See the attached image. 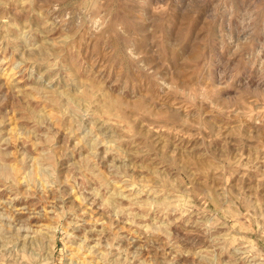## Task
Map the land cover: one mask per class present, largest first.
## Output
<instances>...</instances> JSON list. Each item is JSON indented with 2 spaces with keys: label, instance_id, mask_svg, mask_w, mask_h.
<instances>
[{
  "label": "clouds",
  "instance_id": "1",
  "mask_svg": "<svg viewBox=\"0 0 264 264\" xmlns=\"http://www.w3.org/2000/svg\"><path fill=\"white\" fill-rule=\"evenodd\" d=\"M13 2L28 13L24 24L30 38L43 37L45 43L32 50L25 69L28 85L21 87L8 73L16 80L10 101L0 85V109L10 104L0 127L15 121L16 113L25 128L31 126L15 166L0 153V192L10 193L0 206L26 202L20 208L9 203L11 214L8 209L0 214V264H54L46 241L56 232L67 240L70 264L78 260L95 231L97 221L85 216L97 200L110 220L124 217L122 224L141 229L146 244L170 236L176 225L177 238L193 247L200 241L180 232L199 230L227 251L230 233L214 234L225 225L197 205L211 197L204 183L207 172H222L233 163L229 149L234 142L218 140L225 118L246 114L245 101L256 96L261 104L257 123L264 120V96L257 95L264 93V0H199L187 6L180 0H0V8ZM137 6L147 21L139 26L129 19ZM52 111L64 117L59 131L61 121L52 118ZM137 113L165 120L181 134L185 129L189 136L191 129L197 136L209 133V139L201 136L195 145L181 143L165 151L143 129L126 134ZM261 133L264 139V129ZM241 149L242 141L235 142V151ZM18 212L27 219L4 223ZM49 215L52 225L41 223ZM89 223L92 228L85 227ZM117 236L113 230L106 247L97 240L88 249H99V264H128Z\"/></svg>",
  "mask_w": 264,
  "mask_h": 264
},
{
  "label": "rangeland",
  "instance_id": "2",
  "mask_svg": "<svg viewBox=\"0 0 264 264\" xmlns=\"http://www.w3.org/2000/svg\"><path fill=\"white\" fill-rule=\"evenodd\" d=\"M180 2L187 6L199 3V0H180ZM138 12L137 6L129 14L130 21L137 26L147 22L142 21ZM27 15L23 7H18L16 2L9 4L7 9L0 8V85H4L3 91L9 93V101L11 100L9 89L12 84L16 83V80L21 82V87L29 84L25 78L27 75L25 69L30 67L32 50L45 43L43 37L30 38L32 34L27 32L24 24ZM32 26L35 27V18H33ZM48 50L52 51L53 55L56 54L52 48ZM40 51H37L36 55H40ZM83 54L84 49H81V55ZM261 71L264 72V69ZM8 73H13L16 80L10 79ZM257 95L264 96V93ZM245 103L249 104L248 112L239 117L232 114L230 119L225 118L222 122L225 131L218 138V140H224L226 137L228 141L234 142L229 149V156L233 163L225 165L222 172H207L204 183L211 197L203 199L202 204L197 205V208L204 207L205 211L217 215L225 225L218 227L214 234L227 235L230 233L232 246L227 251L221 252V249L216 247L210 239L205 240L199 230H190L187 234L180 232L182 237L187 235L188 239L195 238L200 241L198 246L193 247L186 240L177 238L176 233L179 229L176 225L169 230L170 236L160 235L146 244L145 240L140 238L141 229H136L131 223L126 226L122 224L124 217L110 220L103 208H97L100 204L97 200L95 204L88 205L90 211L85 216L88 221L93 219L97 221L94 226L95 231L88 234V243L80 250L79 259L72 261L71 264H99V257H96V251L99 249L92 252L88 249L93 248L97 240L102 247H106L111 242L113 230L118 232L116 243L127 254L128 264H264V260L260 259L264 256V139L261 138L264 120L257 123L261 117L255 113L260 111L261 104L256 100V96H251L250 100H246ZM9 107L10 104H6L4 109H0V118L8 120L10 113H6L5 109ZM50 115L53 119L61 121L57 124V130L63 129L64 117L56 111H52ZM135 121V123L128 121L131 127L126 134L136 135L143 129V135L149 141H158L159 146L165 151L168 148H176L181 143L185 147L189 144L195 145L201 136L205 140L209 139V133L201 132L200 136H197V129H191L192 134L189 136L187 134L189 130L185 129L184 134H181L171 130V125L167 121H154L151 116H144L141 113L136 114ZM217 124H221V121L218 120ZM237 125H240L238 131L229 136L228 132ZM29 128H25L20 122L19 113H16L15 121L9 120L3 127H0V153L7 157L5 163L15 166L17 149L23 147ZM237 141H242V149L239 152L235 151ZM217 142L213 141V144ZM21 190H23V185H21ZM9 195L7 190L0 192V199L8 201ZM87 195L86 193L85 196ZM204 196L205 193L201 192L200 197ZM9 203L15 208H20L26 202L23 200L9 201L0 206V214H4L6 209L11 214ZM27 203L33 204L35 201L29 200ZM127 203L124 201L125 206ZM21 218L27 219V214L15 213L12 221H4V223L19 224ZM206 219L211 221L212 217L209 216ZM31 223L35 224V218ZM41 223L52 225V216L45 217ZM137 223L140 222L137 221ZM106 225H108V230L105 229ZM85 227L92 228L93 225L89 223ZM187 227L191 229L192 226L187 225ZM120 228L124 230L120 231ZM83 231L81 229L76 235L82 237ZM46 243L51 246L54 264H60L58 257L66 247H69L66 238H62V234L56 232ZM67 257L68 252H64L63 264H70Z\"/></svg>",
  "mask_w": 264,
  "mask_h": 264
}]
</instances>
